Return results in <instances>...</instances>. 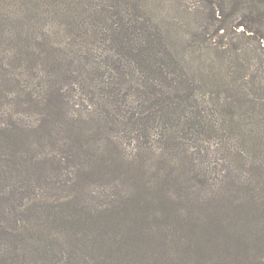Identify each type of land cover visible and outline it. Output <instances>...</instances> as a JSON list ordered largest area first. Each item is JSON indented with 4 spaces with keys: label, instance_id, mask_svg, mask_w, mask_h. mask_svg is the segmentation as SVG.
<instances>
[{
    "label": "trees",
    "instance_id": "16d2710c",
    "mask_svg": "<svg viewBox=\"0 0 264 264\" xmlns=\"http://www.w3.org/2000/svg\"><path fill=\"white\" fill-rule=\"evenodd\" d=\"M143 1H3L0 46L29 81L43 77L14 79L19 106L39 113L29 132H90L180 167H203L191 154L214 141L223 156L245 150L244 167L264 174V0H154L204 22H183L191 34L177 44Z\"/></svg>",
    "mask_w": 264,
    "mask_h": 264
},
{
    "label": "rangeland",
    "instance_id": "374dc122",
    "mask_svg": "<svg viewBox=\"0 0 264 264\" xmlns=\"http://www.w3.org/2000/svg\"><path fill=\"white\" fill-rule=\"evenodd\" d=\"M142 3L176 44L191 34L185 22L204 24L176 7ZM248 43L254 46L255 36ZM6 48L0 46L8 69L0 70V264H264V174L244 167L248 152L223 156L213 141L191 154L203 167H180L157 149L140 152L90 132L63 133L60 141L30 133L39 113L19 106L15 98L25 92L14 79L33 87L43 77L29 81ZM204 167L200 183L190 180Z\"/></svg>",
    "mask_w": 264,
    "mask_h": 264
}]
</instances>
